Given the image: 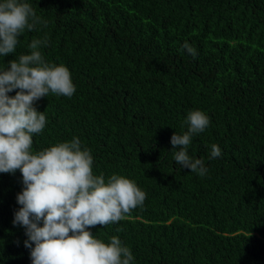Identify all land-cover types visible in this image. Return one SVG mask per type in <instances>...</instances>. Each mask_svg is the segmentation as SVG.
<instances>
[{
  "label": "trees",
  "instance_id": "obj_1",
  "mask_svg": "<svg viewBox=\"0 0 264 264\" xmlns=\"http://www.w3.org/2000/svg\"><path fill=\"white\" fill-rule=\"evenodd\" d=\"M25 2L48 25L25 30L0 69L47 34L46 62L65 65L76 86L35 103L47 124L33 149L79 137L94 174L146 192L142 208L93 234L118 236L132 264H264V0ZM193 110L210 117L189 147L203 177L176 164L170 142ZM213 144L222 155L209 159ZM0 175V264H32L13 224L22 174Z\"/></svg>",
  "mask_w": 264,
  "mask_h": 264
},
{
  "label": "clouds",
  "instance_id": "obj_2",
  "mask_svg": "<svg viewBox=\"0 0 264 264\" xmlns=\"http://www.w3.org/2000/svg\"><path fill=\"white\" fill-rule=\"evenodd\" d=\"M38 25L46 28L48 22L30 3L0 0V57L15 54L25 30L36 31ZM48 43L47 34L33 38L30 54L22 53L0 69V173L19 170L24 186L17 194L21 207L13 224L25 228L24 245L30 249L32 264H132L134 256L118 236L105 243L90 229L124 220L143 207L146 192L123 175L105 179L102 173L94 174L92 150L79 137L33 149L34 135L47 124L46 112L35 103L50 93L71 98L76 92L70 70L46 62L41 48ZM181 47L193 58L198 55L187 41ZM184 124L186 131L171 136L174 160L203 177L208 168L202 158L189 155V147L193 136L209 127L210 117L193 110ZM221 155V148L211 145L209 159Z\"/></svg>",
  "mask_w": 264,
  "mask_h": 264
}]
</instances>
